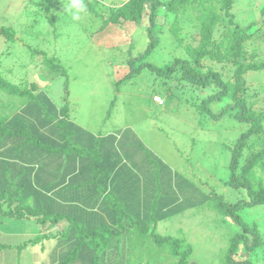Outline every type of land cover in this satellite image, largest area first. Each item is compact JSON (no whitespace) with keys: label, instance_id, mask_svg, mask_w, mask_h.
Masks as SVG:
<instances>
[{"label":"trees","instance_id":"obj_1","mask_svg":"<svg viewBox=\"0 0 264 264\" xmlns=\"http://www.w3.org/2000/svg\"><path fill=\"white\" fill-rule=\"evenodd\" d=\"M103 1L83 0L86 14L82 15H93L101 20L98 28L94 30L97 38L92 46L95 47H97L96 42L101 43L108 36V32L114 31L113 26L122 27L127 22L140 26L147 11V4L151 9L147 27L149 43L144 52L133 53L134 46L131 47V44L124 49L123 45L120 48L116 47L115 43L111 47L115 48L119 59L124 54L130 65L128 74L115 82L114 97L125 93L126 89L136 87V80L142 77L146 70L155 74L157 78L164 79L163 85H168L165 91L168 100L180 98L177 97L179 93L187 99L188 94L193 93L195 101L191 104L198 109V125H207L210 116L217 121L214 126L221 129L219 126L222 123L231 120L230 117L225 116L234 112V119L240 125H245L244 132L232 141L230 146L232 154L228 159L232 176L229 185L241 194L243 192V197L234 202H226L216 191L211 192L210 195L216 200L214 203L216 209L242 229L241 233L230 237L223 264H256L257 262L251 260V256L256 255L258 249L263 248L264 241L257 225L250 227L241 218L239 212L246 207L264 206V110L255 111L254 104L248 101L250 88L247 85L249 73H261L264 69L262 60L264 7H259L263 17L261 21L242 27L234 22L232 10L236 0H126L109 13L104 12ZM30 2L36 18L47 20L53 26L56 23L55 13L63 14L67 11L71 0H30ZM161 9L165 10L164 15L175 17L187 10L195 13L193 25L199 29L197 45L185 46L187 57L177 58L165 69L145 62L159 45L153 33L159 16H162L159 15ZM80 26L83 29L86 25L77 21L76 27L81 30ZM170 29L181 44L183 41L179 36L181 31L179 24H172ZM0 36L7 41H14L16 32L13 27L3 26L0 27ZM107 43L111 44L109 40ZM98 48L107 50L105 47L98 46ZM116 49L123 51L119 53ZM29 56L30 64L34 66H38L39 58L47 69L61 71L65 76L64 95L60 105L44 96L45 91H51L48 90L50 86H42L33 81V77L25 73L27 70L23 72L9 62H4L0 66V145H4L0 146V264H15L7 261L16 257L19 252V249L10 242V234L5 232V228L14 229L32 223L40 224L45 232L37 234L29 240L30 242L38 243L50 239L56 242L52 249L47 250L48 260L45 261L46 257H44L41 264H86V261L90 264H98L96 261L99 259L111 260L114 251L110 248L111 243H115L117 249V245L121 243L117 235L121 233L127 236L130 234L131 241L134 239L132 235L136 236L137 244L142 248L149 242H154L158 247H165L170 256L177 258V264H197L189 262L192 248L185 245L183 239L172 240L156 234V228L159 226L157 216L161 215L156 216L155 213L151 215V207L148 208L149 213H145L142 217L138 218L131 214L134 212L129 209L131 205L139 204L141 193L137 188L138 185L128 180L132 175H129L127 163L113 162L115 165L110 169L106 166V158L111 155V148L106 143H99L105 141L103 138L106 136L92 135L90 137L92 143H87L78 133V130L83 131V128L74 123L78 117L73 115V106L70 102V67H65L60 58L50 57L45 51L32 50ZM180 74L181 80H177L174 85L169 84L170 77H178ZM26 76L28 78H25ZM9 77L16 82L10 81ZM158 84V80L153 78L150 84L153 102L164 105L161 86L159 87ZM156 96L162 98V103L155 102ZM224 98L230 99L231 102L220 107ZM46 105L50 109H47ZM41 106L47 109V116L52 115L55 120L58 130L54 135L46 134L32 119L33 116H44L46 110ZM215 108H218L217 112L214 111ZM60 126L63 127L61 132ZM85 133L86 136L89 135L87 131ZM7 144L17 152L13 157L5 155ZM74 145L76 148L79 145L84 146V149L90 153L93 167L91 170L89 165L87 171H92V176L87 172L88 176L83 184L74 180V185L70 187H65L70 184L65 186L59 184V187L53 188L52 184H47L48 176L45 173L50 168L48 165L51 163L50 158L58 159L60 165L69 167L75 165L72 160H65V156L60 155L66 153L65 148L71 149ZM69 149L68 151H71ZM47 156L50 158H45ZM41 160L43 162L40 164ZM121 168L123 177L122 174H118ZM75 173L76 176L73 178L79 180L81 175L78 167ZM117 176L122 178L118 181ZM110 179H116L112 187ZM81 185H84V189L80 188ZM84 190L100 193L99 199L102 197L106 206L102 215L96 212L89 214L77 203L65 202L70 194ZM56 196H60L61 199ZM137 209L138 206L133 210ZM143 220L146 222L144 225H142ZM149 229H152L151 234ZM16 249L18 252L15 251ZM144 255L154 256L150 255L149 250ZM237 255H244L247 258L236 261Z\"/></svg>","mask_w":264,"mask_h":264},{"label":"rangeland","instance_id":"obj_2","mask_svg":"<svg viewBox=\"0 0 264 264\" xmlns=\"http://www.w3.org/2000/svg\"><path fill=\"white\" fill-rule=\"evenodd\" d=\"M125 1L104 0L106 10L104 12L109 13ZM259 7H264V0H236L232 10L234 22L247 27L253 22L261 21L263 17ZM32 10L30 0H0V27L10 26L16 32L14 41H7L0 36V66L4 62H9L23 72L27 70L25 73L33 77V81L42 86H50L48 90L51 91H45L44 96L60 103L64 95L65 76L60 70L47 69L38 57V66L30 64L29 55L35 50L45 51L50 57L60 58L65 67H70V102L73 106V115L78 117L74 123L84 131L78 130V133L87 143H92L90 138L92 135L106 136L103 138L105 141L99 142L106 143L111 148V155L106 158V166L110 169L115 165L113 162L124 161L130 170L129 175H132L129 179L134 180L138 185L141 199L138 205H131L129 210L134 212L131 214L138 218L142 217L145 213H149L148 208L151 207V215L154 213L156 216L161 215L157 216L159 226L156 228V234L172 240L183 239L185 241L183 243L192 248L189 262L223 264L230 237L241 233L242 229L216 209L214 204L216 200L210 193L216 191L226 202L242 199L244 193L241 194L229 185L232 176L228 159L232 154L230 149L232 141L244 132L245 125H240L234 119L235 112L225 116L230 117L231 120L222 123L219 126L221 129L214 126L217 121L210 116L207 125H198V109L191 104L195 101L193 93L188 94L187 99L179 93L177 97L180 98L168 100L165 94L168 85H163L164 79L157 78L155 74L146 70L143 76L136 80V87L126 89L125 93L114 97V84L128 74L130 65L124 54H120L122 57L119 59L115 48L111 47L115 43L116 47L122 48L123 45L124 49L131 44V47L134 46L135 54L146 50L149 43L147 36L148 15L151 12L149 4L140 26L128 22L122 27L113 26L114 31L108 32V36L101 43L96 42L97 47L92 46L97 38L94 30L101 23L97 17L82 15L80 22L86 26L83 29L80 26V30L76 27L77 21H71L67 11L63 14L55 13L56 23L52 26L47 20L36 18ZM164 11L161 9L159 12L162 16H159L153 33L159 45L145 60L160 69H165L177 58H186L185 46H196L199 42V29L193 25L195 13L187 10L175 17L164 15ZM174 23H178L181 28L179 34L183 41L181 44L170 29ZM107 40L111 44H108ZM98 46L107 50L99 49ZM116 50L119 53L123 51ZM262 60L264 62V58ZM153 78H156L158 86H161L164 105L153 102L150 89ZM170 78H167L169 84L174 85L177 80H181V74ZM9 79L16 82L11 77ZM247 79L250 88L248 101L254 104L255 111H263L264 69L261 73H249ZM230 102V99L224 98L220 107ZM46 107L50 109L47 105ZM41 108L46 110L44 116L37 115L32 119L46 134L54 135L58 130L55 120L52 115L47 116L45 107L41 106ZM217 110L218 108L214 109L215 112ZM59 129L61 132L63 127L60 126ZM85 131L88 132V136ZM6 146L5 149H8L5 155L13 157L17 154L12 146L11 148L8 144ZM84 148L81 145L76 148L74 145L71 149L65 148L66 153L60 154L65 156V160L70 159L76 165L69 167L62 164L66 169L60 178L74 168L72 172H75L77 167L81 175L79 180L72 178L71 184L65 187L74 185V180L83 184L88 176L89 165L92 170L93 159ZM42 162L43 160L40 164ZM121 171L122 168L118 174H122L123 177ZM91 172L89 173L92 176ZM122 177L116 178L119 181ZM57 183L60 184L58 181ZM68 183L69 181L65 184ZM55 184L52 182V185ZM80 188L84 189V185ZM67 201L71 202L73 198H67ZM137 206L139 209L133 210ZM239 215L250 227L257 225L264 241V206L243 208ZM145 223L143 220L142 225ZM5 232L25 236L23 241L13 244L19 252L16 249L18 255L9 259L7 263L41 264L43 258L47 256V250L52 249L56 244L51 239L39 243L29 241L33 239L29 235L45 232L38 223L26 224L14 229L5 228ZM151 232L152 229H149L150 234ZM117 236L120 237L121 243L117 245V249L115 243H111L110 248L114 250L111 260L99 259L96 261L98 264H177V258L170 256L165 247H158L154 242H149L142 248L137 244L138 240L134 235H132L133 241L129 240L130 234L127 236L121 233ZM250 239L252 243V236ZM262 247L256 251V255L251 256V260L257 262L256 264H264V245ZM240 248L242 250V246ZM148 250L150 255L154 256L144 255ZM245 258L247 257L244 255L235 256L236 261H243ZM47 260L48 257L45 261ZM86 264L90 262L86 261Z\"/></svg>","mask_w":264,"mask_h":264},{"label":"crops","instance_id":"obj_3","mask_svg":"<svg viewBox=\"0 0 264 264\" xmlns=\"http://www.w3.org/2000/svg\"><path fill=\"white\" fill-rule=\"evenodd\" d=\"M50 164H48L50 166H48L49 169H47L45 171V173L47 174L48 176V183L47 184H52V182L56 183L55 184V187L52 185L53 188H57L59 187L58 182H60V184H64L62 186H65L66 182L69 181L68 184H71V179L76 176V173L75 172H72L70 171L68 174H65L63 177L65 178L63 180V177L60 178V175L63 174L65 172V167L63 165H60V162L58 159H55V158H50ZM42 172V170H41ZM70 178V179H69ZM129 180V178H128ZM115 181V179H110V186L112 187V184L113 182ZM130 181H133L132 184H134V180L130 179ZM49 184V185H50ZM136 184V183H135ZM137 185V184H136ZM99 196H100V193L98 192H95L94 190H84V191H78V192H74L73 194H70L69 197L67 198H73V201L69 202V201H65L67 202L68 204L70 203H77V205L80 206L81 209H86L85 212H89V214L91 213H98V214H101L103 213V211L106 209V206L104 205L103 203V200L100 198L99 199ZM59 199H61L60 196H58ZM43 229V228H41ZM44 231V230H43ZM31 238H34L36 235H29ZM25 238V236L23 234H19V235H12L10 234L9 236V239H10V242L12 244H15L17 242H21L23 241ZM39 243V241H38ZM113 250V248H111Z\"/></svg>","mask_w":264,"mask_h":264},{"label":"clouds","instance_id":"obj_4","mask_svg":"<svg viewBox=\"0 0 264 264\" xmlns=\"http://www.w3.org/2000/svg\"><path fill=\"white\" fill-rule=\"evenodd\" d=\"M67 11L70 14L71 21H80L82 19V14H86V7L83 0H71Z\"/></svg>","mask_w":264,"mask_h":264},{"label":"built area","instance_id":"obj_5","mask_svg":"<svg viewBox=\"0 0 264 264\" xmlns=\"http://www.w3.org/2000/svg\"><path fill=\"white\" fill-rule=\"evenodd\" d=\"M155 102H156V103H162V98L159 97V96H156V97H155Z\"/></svg>","mask_w":264,"mask_h":264}]
</instances>
